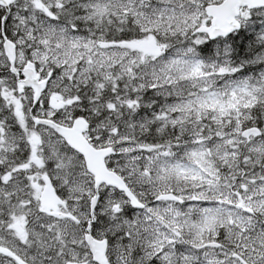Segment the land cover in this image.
<instances>
[{
  "label": "snow or ice",
  "instance_id": "6c2138e0",
  "mask_svg": "<svg viewBox=\"0 0 264 264\" xmlns=\"http://www.w3.org/2000/svg\"><path fill=\"white\" fill-rule=\"evenodd\" d=\"M0 264H264V0H0Z\"/></svg>",
  "mask_w": 264,
  "mask_h": 264
}]
</instances>
